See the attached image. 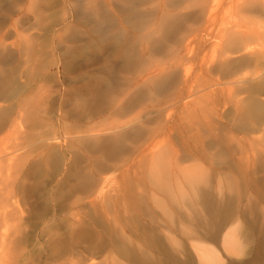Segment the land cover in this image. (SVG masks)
Returning a JSON list of instances; mask_svg holds the SVG:
<instances>
[{
  "label": "rangeland",
  "instance_id": "obj_1",
  "mask_svg": "<svg viewBox=\"0 0 264 264\" xmlns=\"http://www.w3.org/2000/svg\"><path fill=\"white\" fill-rule=\"evenodd\" d=\"M199 2L139 42L123 0H0V264H111L118 226L169 250L145 243L139 264H197L189 240L221 226L242 246L209 243L222 264H264V0L207 1L209 33ZM101 123L144 133L106 147L113 130L84 132Z\"/></svg>",
  "mask_w": 264,
  "mask_h": 264
},
{
  "label": "bare ground",
  "instance_id": "obj_2",
  "mask_svg": "<svg viewBox=\"0 0 264 264\" xmlns=\"http://www.w3.org/2000/svg\"><path fill=\"white\" fill-rule=\"evenodd\" d=\"M123 1H126V5H127V8H131V10L129 9H125V10H127V11H125L124 9V12H126V13H130V14H128V18L126 19L127 20V26L128 27H130L131 29H132V31L134 32V35H135V37L136 36H138V35H140V40H139V42H141V40H143V39H146V38H149L148 36L150 35V33H154V32H156V31H161V29L162 30H164L163 28H164V26H166L167 25V23H169L168 22V20L170 19L171 20V17L172 16H178V17H181V18H189L190 16H189V13H184V14H181V15H177V13L174 11V10H176V9H178L179 7H180V5L184 2V1H186V0H174L173 2H171L170 0V2H166L165 0V2L163 1V0H156V2H157V6H155L154 5V7H152V8H145L144 6L147 4V2L148 3H150L152 0H123ZM207 1H209V0H201V3L199 4V6H200V13H201V15L202 16H204V21L203 22H205L204 23V25L206 24V26L204 27V29H205V31H207V33H209L208 31L211 29V26L215 23V17H214V14L212 13V9L211 10H208V8H207ZM109 2V1H108ZM181 2V3H180ZM101 3H102V1H101ZM100 3V4H101ZM111 3V2H110ZM109 3V4H110ZM209 3V2H208ZM212 3V2H211ZM108 4V3H107ZM108 4V5H109ZM93 5V4H92ZM112 5V4H111ZM110 5V6H111ZM125 5V4H124ZM125 5V6H126ZM141 5H142V7H144V8H142L141 7ZM148 5V4H147ZM150 5V4H149ZM105 6H106V4H105ZM210 6V5H209ZM90 7V6H89ZM98 7V6H97ZM188 7H191V6H188ZM188 7H186V8H188ZM213 7V6H212ZM110 8V10H112L111 9V7H109ZM113 8V7H112ZM123 8H125L124 6H123ZM82 9V8H81ZM114 9V8H113ZM120 9L122 10V8L120 7ZM146 9V10H145ZM171 9H173V10H171ZM198 9V8H197ZM89 10H90V8H89ZM95 10V9H94ZM94 10H91V19L93 20V21H97V15L99 14L97 11L95 12ZM105 10V9H104ZM109 10V11H110ZM118 10V11H117ZM117 10H116V12H120V10H119V7L117 8ZM115 11V10H114ZM104 12H107V10L106 11H104ZM112 12V11H111ZM214 12V11H213ZM102 13H103V11H102ZM114 12H112L111 14L114 16V14H113ZM125 13V14H126ZM101 14V13H100ZM99 14V15H100ZM107 14V13H106ZM106 14H104V15H106ZM110 14V15H111ZM129 15L131 16V17H129ZM200 15V14H199ZM103 16V15H102ZM112 17V16H111ZM105 18H106V16H105ZM109 18V17H108ZM113 18V17H112ZM121 18H122V15H121ZM120 18V19H121ZM79 19V18H78ZM100 19V18H99ZM104 19V18H103ZM102 19V20H103ZM80 20V19H79ZM101 20V21H102ZM110 20H112L113 22L115 21V19L113 18V19H110ZM117 20V19H116ZM169 20V21H170ZM100 21V20H99ZM100 21V22H101ZM86 22V21H85ZM104 22V21H103ZM116 23H117V21H116ZM123 23H126L125 21L123 22ZM97 24V23H96ZM121 24V23H120ZM99 25V24H98ZM107 25H108V23H107ZM180 25V24H179ZM101 27H100V29L102 28V24L100 25ZM104 26V25H103ZM109 26H111V24L109 25ZM121 26H122V24H121ZM181 26V25H180ZM95 27V26H94ZM93 27V28H94ZM104 27H106L105 29H107V26H106V24H105V26ZM104 27H103V29H104ZM120 27V26H119ZM179 27V26H178ZM216 27V26H215ZM96 28H97V26H96ZM112 28V27H111ZM122 28V29H121ZM120 29H121V32L123 33L124 31H126V28L123 26V27H121ZM187 28V27H186ZM97 29H99V27L97 28ZM169 29V28H168ZM188 29V28H187ZM201 29V28H200ZM102 30V29H101ZM183 30V29H182ZM191 30V29H190ZM197 31H198V29H196ZM99 31V30H98ZM144 31H148V33H149V35H145V34H143L142 32H144ZM201 31V30H200ZM211 31V30H210ZM100 32H102V31H100ZM106 32V31H105ZM109 32V31H108ZM194 32V31H193ZM216 32V31H215ZM104 33V32H103ZM122 33H120V35H122ZM183 33V32H182ZM191 33V32H190ZM200 33V32H199ZM119 34V33H118ZM196 34V33H195ZM95 35V34H94ZM124 35V34H123ZM199 35V34H198ZM201 35V34H200ZM108 36V35H107ZM106 36V37H107ZM114 36V35H113ZM77 37V36H76ZM134 38V37H133ZM137 38V37H136ZM135 38V39H136ZM239 39H241L240 41H243V38L242 37H239ZM103 40V39H102ZM120 40V39H119ZM123 41V40H122ZM143 41H145V40H143ZM239 40H237V39H233V43L235 42V44H237L238 42H240ZM180 42V41H179ZM182 42H183V40H182ZM237 42V43H236ZM244 42V41H243ZM145 43V42H144ZM147 43V42H146ZM185 43H187V42H185ZM241 44H242V42H241ZM246 44V43H245ZM189 46V43H187V44H185V48L184 49H187V47ZM242 46V45H241ZM246 46V45H245ZM101 49V48H100ZM247 49V48H246ZM143 51V50H142ZM190 51V50H189ZM260 56V55H259ZM262 56V55H261ZM253 59V58H252ZM250 60V59H249ZM249 60H246V59H242V60H240L239 62H237V63H241V64H238V65H240L241 67L242 66H244L243 65V63H248L249 62ZM254 60V59H253ZM231 63V62H230ZM231 65V64H230ZM233 65V64H232ZM237 65V64H236ZM238 67V69H241V67ZM225 67H226V69L224 68V71H223V73L224 74H228V75H232L235 71L234 70H236V68H234V69H232L233 67H229V66H227V64L225 65ZM225 76H227V75H225ZM152 79V78H151ZM225 79V78H224ZM232 79V78H231ZM10 85V84H9ZM3 86V85H2ZM7 87V86H6ZM21 87V86H20ZM156 87H160L159 85L158 86H156ZM257 87V86H256ZM250 88V87H249ZM255 88V87H254ZM6 89V88H5ZM18 89V88H17ZM152 89V88H151ZM154 90H156V88L154 89ZM249 90V89H248ZM263 90V89H262ZM23 91V90H22ZM152 90H150V92H151ZM13 94V93H12ZM6 99V98H5ZM3 100V99H2ZM117 104V103H116ZM122 105H119V104H117L116 105V110L115 111H122V107H121ZM115 107V106H114ZM125 112V111H124ZM117 114H119V112L117 113ZM4 124V123H3ZM9 125V124H8ZM101 125H102V123L101 124H99L97 127H93V128H89V129H86V131H84V132H95V131H97V132H102V131H106V130H113V134H115L116 133V135L114 136V137H111V139L112 140H107V141H103L101 144H102V146H108V145H112V143H113V147H114V145H115V147L116 146H121V147H123L124 145H125V143L126 142H128V141H130V142H135L136 141V139H137V137L138 136H140L141 134H143L144 133V131H143V129L141 128V127H138V128H132V130H134V131H136V132H134V133H129L127 130H118V131H115L116 129H120V125L119 124H117V125H114V126H111V127H106L104 124H103V126L101 127ZM5 126V125H4ZM101 127V128H100ZM130 130V129H129ZM119 132V133H118ZM143 132V133H142ZM93 142V141H92ZM95 142V141H94ZM83 144V143H82ZM92 144V143H91ZM92 148V146L91 147H89V149L88 150H90ZM120 148V147H119ZM155 150V149H154ZM154 150L153 151H151L152 153L150 154L149 153V155H150V163L151 164H158L159 162H160V159H162L161 157H160V155H159V153L155 150V153H154ZM80 151V150H79ZM144 150L142 149L140 152H143ZM159 151V150H158ZM52 152H54V151H52ZM115 152V151H114ZM122 152V151H121ZM55 154V153H54ZM148 155V156H149ZM156 155V156H155ZM158 155V156H157ZM55 156V155H54ZM138 156H140V158H142L143 157V153L141 154H138ZM63 162V161H62ZM149 163V164H150ZM150 164V165H151ZM149 165V166H150ZM152 166V165H151ZM154 167V166H153ZM153 169V168H152ZM162 169V168H161ZM98 171V170H97ZM156 171H158V169L156 170ZM161 171V170H160ZM187 171H189V170H187ZM163 172V171H162ZM151 172H149V174H150ZM159 173V172H158ZM185 173H186V171H185ZM148 174V173H147ZM188 175H190L189 173H187ZM186 175V174H185ZM148 176V175H147ZM186 177V176H185ZM79 178V177H78ZM148 178V177H147ZM158 178V177H157ZM187 178V177H186ZM193 178V177H192ZM95 179V178H94ZM159 180V179H158ZM187 180V179H186ZM185 180V181H186ZM94 181V180H93ZM90 182V181H89ZM91 182H92V180H91ZM167 182V181H166ZM101 184H102V182H100ZM99 183V184H100ZM151 183H153L152 181H151ZM169 183V182H168ZM191 183V182H190ZM194 183V185H195V182H193ZM98 184V186L96 185V184H94L93 185V187H96L95 189H94V191H96V189H98L97 191H102L103 189H102V187L100 188V185ZM162 184V183H161ZM90 184H88V186H89ZM157 185V184H156ZM171 185V184H170ZM92 186V185H91ZM82 187H84V188H86L87 187V184L85 183V186L84 185H82ZM99 187V188H98ZM188 187H190V185L188 186ZM194 187V186H193ZM88 188V187H87ZM109 188V187H108ZM113 188V187H112ZM164 188V187H163ZM163 188H162V190H163ZM196 188V187H195ZM199 188V187H198ZM88 189H91L90 188V186H89V188ZM109 189H111V188H109ZM130 189H131V187H130ZM168 190L167 191H169V188H167ZM86 190V189H85ZM171 190V189H170ZM196 190V189H195ZM194 190V191H195ZM89 191V190H88ZM88 191H86L85 192V195L86 194H88L87 192ZM172 191V190H171ZM199 190L197 189V192H198ZM202 191V190H201ZM201 191H200V194H201ZM170 192V191H169ZM193 192V191H192ZM84 193V192H83ZM95 193L96 192H94L93 193V195H95ZM99 193V192H98ZM98 193H96V194H98ZM163 193V192H162ZM185 193V192H184ZM184 193H180L179 195H178V198L180 199V195L182 194L183 196H184ZM92 194V193H91ZM102 194H103V191H102ZM130 194V193H129ZM198 194V193H197ZM213 194V193H212ZM211 194V195H212ZM85 195H84V197H85ZM120 195V194H119ZM132 195V194H131ZM150 196L152 195V192H151V194H149ZM164 195H167V193H164ZM182 195H181V197H182ZM192 195V199H193V194H191ZM202 195H203V197L204 198H210L211 197V195H210V193L208 192V194H206L205 192H202ZM128 196V195H127ZM154 196V195H153ZM152 196V197H153ZM175 196V195H174ZM173 196V197H174ZM199 197H201L200 195H198ZM89 197V196H88ZM90 197H92V195L90 196ZM151 197V198H152ZM170 197V196H169ZM214 197V196H213ZM3 198V197H2ZM147 198V197H146ZM150 198V197H149ZM150 198V199H151ZM156 198V196L154 197V199ZM176 197H174V199H175ZM186 198H187V194L184 196V197H182L180 200H183V201H186ZM202 198V197H201ZM212 198V197H211ZM210 198V200H206L205 201V205H207V206H209V205H211V204H213L214 203V201H212V199ZM216 198V197H215ZM217 198H218V196H217ZM88 199V198H87ZM90 199V198H89ZM153 199V198H152ZM200 199V198H199ZM85 200V199H84ZM132 200V199H131ZM171 200V199H170ZM173 200V199H172ZM189 200V199H188ZM1 201V200H0ZM85 201H87V200H85ZM124 201V200H123ZM146 201H147V199H146ZM155 200H153V202H154ZM176 201V199L174 200V201H172L173 203ZM183 201H180V202H183ZM194 201H196V199H194ZM90 202V201H89ZM145 201H143V203H144ZM152 202V201H151ZM171 202V203H172ZM202 202V201H201ZM86 203H88V201L86 202ZM92 203H94V201L92 202ZM142 203V204H143ZM148 203V202H147ZM156 203H158L157 205H159V202L157 201ZM156 203H155V206H156ZM161 203V202H160ZM187 203H188V201H187ZM187 203H185V204H187ZM0 204H2V203H0ZM88 204H90V203H88ZM145 204V203H144ZM161 204H163V203H161ZM160 204V205H161ZM165 204V203H164ZM175 204V203H174ZM182 204H184V202L182 203ZM216 204H217V199H216ZM136 205H137V203H136ZM154 205V204H153ZM176 205V204H175ZM188 205V204H187ZM186 205V207H189V206H187ZM189 205H191V204H189ZM163 206V205H162ZM173 206V205H172ZM202 206H204V205H202ZM212 206V205H211ZM215 206V205H214ZM1 207H3V205H0V209H1ZM5 207V206H4ZM160 207V206H159ZM184 207V206H183ZM206 207V206H205ZM163 208H165V207H163ZM172 208V207H171ZM193 208V207H192ZM204 208V207H203ZM166 209V208H165ZM168 209V208H167ZM206 209H207V207H206ZM14 210H15V208H14ZM147 210V209H146ZM194 210H195V208H194ZM193 209H192V211H194ZM214 211H215V209H213ZM220 210V209H219ZM10 211V212H9ZM9 211H7V214H10V217L9 218H11L9 221H11L12 222V220L13 221H15L16 220V218H17V216H18V213H16V211L13 213V212H11V210H9ZM12 211H13V209H12ZM2 212H5L4 213V215L3 216H1L3 219L2 220H6L7 218H8V216H6L7 214H6V211H4V209H3V211ZM163 212V211H162ZM220 212V211H219ZM217 213V212H216ZM215 213V214H216ZM0 214H1V212H0ZM182 216V215H181ZM19 218V217H18ZM149 218H150V221L151 222H154L153 221V216H152V214H150V216H149ZM182 220V219H181ZM194 220V219H193ZM196 220H198V219H196ZM156 221V220H155ZM183 222V221H182ZM198 222V221H197ZM157 222H155V224H156ZM153 224V223H152ZM204 225V224H203ZM209 226V225H208ZM218 226V225H217ZM115 227L117 228V226L115 225ZM115 227H114V225L112 226V228H114L115 229ZM130 227V226H129ZM157 227V226H156ZM213 227V226H212ZM219 227V226H218ZM146 228V227H145ZM148 228V227H147ZM204 228V227H203ZM209 228H211V226H209ZM118 230H117V232H116V229L115 230H111L112 231V233H113V231H114V233L113 234H111V236L112 235H114V238H115V236H116V234L118 235V238L116 237V239L118 240V241H114L115 242V244H117V249H115V251H114V253H117V258H114V257H112V258H109V259H113L114 261H112L111 262V264H139L140 262L142 263V261H141V259H139V257H138V259H137V256H136V254H135V251H136V248H137V250L138 249H140V250H142L141 252H143V254L145 255V254H147V253H149V249H150V247L147 249V247L150 245V246H152V247H155L154 249L157 251V250H159V252L161 251V252H163V253H167L169 250H167V249H165V247H161L160 245H162V244H160L159 246H155L154 245V243H155V241L157 240L156 239V235L155 234H150V233H148L147 231H148V229H147V231H143V232H141V235H142V237L140 238V239H130L131 237V235H127L124 231L125 230H123L122 228H119V226H118V228H117ZM150 229V228H149ZM154 229V228H153ZM212 229V228H211ZM234 229V228H233ZM155 230V229H154ZM110 231V230H109ZM108 231V232H109ZM224 231V227L223 226H221L219 229H215L214 230V232L212 233V232H210L209 231V233L207 232L206 234H204L203 236L201 235V236H199L197 239L195 238L194 240H189L190 242H188V243H190V249H192V254H194V256L196 257V259H197V261H198V263L197 264H222V260H221V258H220V256H219V254H218V252H217V250L211 245V244H209V243H217V242H219L220 243V245H221V247L227 252V253H229V254H234V255H240V254H242L241 252H242V246L240 245V244H238V240L236 241V239H235V237H234V234H233V231L232 230H230L229 232H223ZM204 233V232H203ZM139 234V233H138ZM109 235H110V232H109ZM159 235V234H158ZM133 236V235H132ZM138 237V236H137ZM139 237H140V235H139ZM112 240H113V236H112V238H111ZM115 240V239H114ZM172 240V239H171ZM137 243H136V242ZM173 241V240H172ZM163 242V241H162ZM141 243V244H140ZM145 243H148L149 245L147 246ZM173 243V242H172ZM159 244V243H158ZM172 245V244H171ZM174 245H175V243H174ZM115 246V245H114ZM165 246V245H164ZM178 246V245H177ZM112 247H113V245H112ZM116 247V246H115ZM172 247H173V245H172ZM52 248V247H51ZM174 248H175V246H174ZM152 249V248H151ZM107 250H108V248H107ZM153 251V250H152ZM191 251V250H190ZM110 252H111V250H110ZM138 252V251H137ZM151 252V251H150ZM155 252V251H154ZM191 253V252H190ZM113 254V253H112ZM142 254V253H141ZM143 254H142V256H143ZM168 254H169V252H168ZM110 255H111V253H109V257H110ZM161 255H163V254H161ZM165 255H167V254H165ZM164 256V255H163ZM188 256V255H187ZM190 256V255H189ZM3 257V256H2ZM118 257H119V259H118ZM145 257V256H144ZM165 258H166V256H164ZM6 258V257H5ZM106 258V257H105ZM170 258V257H169ZM168 257H167V259H169ZM173 259H174V257H172ZM189 258V257H188ZM4 259V258H3ZM123 260L124 261V263L123 262H121L120 260ZM173 259H171V260H173ZM189 259H191V258H189ZM194 259V258H193ZM110 260V261H111ZM117 260H119V262L117 261ZM176 260H178V259H176ZM176 260H174V261H176ZM106 261H108V260H106ZM105 261V262H106ZM109 261V262H110ZM151 261V260H150ZM149 261V262H150ZM159 261V260H158ZM168 261V260H167ZM166 261V262H167ZM180 261V260H179ZM195 261V260H194ZM144 262V261H143ZM171 262V264H172V262L173 261H170ZM177 263V262H176ZM180 263H182V262H180ZM186 263H188V262H186ZM149 264H151V263H149ZM178 264H179V262H178ZM190 264H192V263H190Z\"/></svg>",
  "mask_w": 264,
  "mask_h": 264
}]
</instances>
